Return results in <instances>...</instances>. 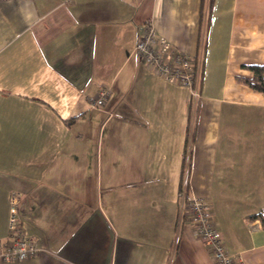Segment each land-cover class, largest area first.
Listing matches in <instances>:
<instances>
[{
	"label": "crops",
	"instance_id": "crops-1",
	"mask_svg": "<svg viewBox=\"0 0 264 264\" xmlns=\"http://www.w3.org/2000/svg\"><path fill=\"white\" fill-rule=\"evenodd\" d=\"M147 19L202 61L198 102L135 54ZM255 63L264 0H0V236L20 192L40 246L0 264H214L186 185L264 264V91L239 78Z\"/></svg>",
	"mask_w": 264,
	"mask_h": 264
},
{
	"label": "built area",
	"instance_id": "built-area-1",
	"mask_svg": "<svg viewBox=\"0 0 264 264\" xmlns=\"http://www.w3.org/2000/svg\"><path fill=\"white\" fill-rule=\"evenodd\" d=\"M135 54L153 71L171 83L187 87L198 102L201 97L202 61L194 55L177 47L169 38L160 35L152 19H147L141 27ZM110 95V87H102L96 97L91 99V107L104 105ZM20 192L9 197L7 234L0 236V259L4 261L23 260L38 254L40 246L29 234L20 229L18 200ZM181 216L188 218L195 234L209 250L214 264H245L242 252H230L219 222L215 219L211 204L204 198L189 191L184 186L180 192Z\"/></svg>",
	"mask_w": 264,
	"mask_h": 264
},
{
	"label": "trees",
	"instance_id": "trees-1",
	"mask_svg": "<svg viewBox=\"0 0 264 264\" xmlns=\"http://www.w3.org/2000/svg\"><path fill=\"white\" fill-rule=\"evenodd\" d=\"M249 66L254 71L253 76L251 77L239 76V78L241 80H244L253 88L264 91V64L255 63V64H250Z\"/></svg>",
	"mask_w": 264,
	"mask_h": 264
},
{
	"label": "rangeland",
	"instance_id": "rangeland-1",
	"mask_svg": "<svg viewBox=\"0 0 264 264\" xmlns=\"http://www.w3.org/2000/svg\"><path fill=\"white\" fill-rule=\"evenodd\" d=\"M202 241V240H201Z\"/></svg>",
	"mask_w": 264,
	"mask_h": 264
}]
</instances>
